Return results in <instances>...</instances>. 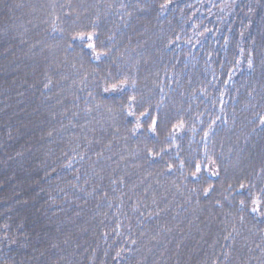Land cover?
I'll use <instances>...</instances> for the list:
<instances>
[{
  "label": "trees",
  "instance_id": "1",
  "mask_svg": "<svg viewBox=\"0 0 264 264\" xmlns=\"http://www.w3.org/2000/svg\"><path fill=\"white\" fill-rule=\"evenodd\" d=\"M0 264H264V0H0Z\"/></svg>",
  "mask_w": 264,
  "mask_h": 264
},
{
  "label": "snow or ice",
  "instance_id": "2",
  "mask_svg": "<svg viewBox=\"0 0 264 264\" xmlns=\"http://www.w3.org/2000/svg\"><path fill=\"white\" fill-rule=\"evenodd\" d=\"M115 88V86H113ZM197 171H199V166H197ZM253 211H256V209H253Z\"/></svg>",
  "mask_w": 264,
  "mask_h": 264
}]
</instances>
